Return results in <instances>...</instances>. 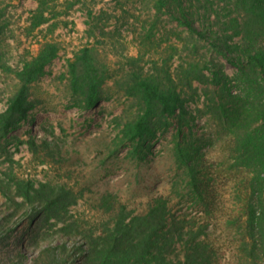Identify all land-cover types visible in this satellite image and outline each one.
<instances>
[{
    "label": "rangeland",
    "instance_id": "obj_1",
    "mask_svg": "<svg viewBox=\"0 0 264 264\" xmlns=\"http://www.w3.org/2000/svg\"><path fill=\"white\" fill-rule=\"evenodd\" d=\"M40 1L0 0V112L19 88L17 72L41 44L50 41L60 48L46 74L31 85L28 118L0 141V184L10 186L12 196L18 182L62 185L79 198L60 220L43 226L51 238L34 245L29 241L31 227L21 219L25 209H16L0 191V264H13L18 250L26 253L28 264L49 245L80 247V240L59 232L75 219L93 227L107 219L99 205L106 192L134 211L143 210L153 196L170 194L175 215L201 223L202 205L184 185H174L182 171L176 142L200 145L207 158L223 163L215 194L219 206L231 208L235 173L227 171L230 142L218 133L212 113L225 88L240 93L246 87L239 67L214 46L240 40L229 23L236 14L234 0H169L162 8L157 0H43L47 20L35 26ZM181 14L191 26L179 20ZM84 47L92 49L107 78L104 98L93 109L83 108L70 87L69 61ZM190 62H198L209 81L190 84L184 69ZM133 72L177 84L185 104L183 121L178 111L168 129H158L140 144L124 134L125 125L142 111L140 100L125 90ZM217 73L227 78L219 75L214 81ZM253 75L264 74L258 70ZM219 228L213 233L221 243L219 264H229L232 236L227 226ZM68 260L83 264L76 254Z\"/></svg>",
    "mask_w": 264,
    "mask_h": 264
},
{
    "label": "trees",
    "instance_id": "obj_2",
    "mask_svg": "<svg viewBox=\"0 0 264 264\" xmlns=\"http://www.w3.org/2000/svg\"><path fill=\"white\" fill-rule=\"evenodd\" d=\"M157 1L161 8L169 2ZM45 5V1L39 2L35 26L47 20ZM234 5L236 14L229 23L240 40L236 45L223 41L214 46L239 67L246 87L240 93L225 88V96L214 102L212 113L218 133L230 142L227 171L235 173L231 208L219 206L220 197L215 194L216 176L223 163L207 158L200 145L176 142L178 168L182 171L174 185H184L183 189L202 205L201 223L175 215L170 194L153 196L143 210L134 211L106 192L99 205L107 219L94 227L75 219L59 232L80 240V247L67 243L49 245L28 264H72L68 259L74 254L83 259V264H219L221 243L213 233L221 225L227 226L228 235L232 236L229 264H264V75H253L258 70L264 74V0H234ZM179 20L191 26L182 14ZM198 34L204 36L202 32ZM59 51L58 44L46 41L17 72L19 88L9 99L7 109L0 112V141L28 118L32 109L31 85L46 74ZM184 69L190 84L210 79L198 62H190ZM68 71L71 90L81 97L83 108H95L104 98L107 78L92 49L82 48L69 61ZM219 75L227 78L224 73H217L214 81ZM125 90L142 105V111L125 125L124 134L129 141L137 140L140 144L154 137L158 129H168L178 111L183 121L185 104L177 84L169 85L157 76L133 72L128 75ZM10 189L0 184V191L10 203H15L16 209H25L21 219L30 225L29 241L34 245L51 238L52 233L42 230L43 226L60 220L62 213L79 198L65 186L41 183L36 187L30 180L16 183L14 196ZM15 197L23 201L18 204ZM14 253L13 264H26L24 251Z\"/></svg>",
    "mask_w": 264,
    "mask_h": 264
}]
</instances>
